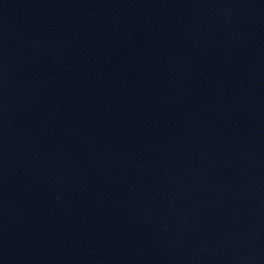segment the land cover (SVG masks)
Wrapping results in <instances>:
<instances>
[{
  "label": "water",
  "instance_id": "1",
  "mask_svg": "<svg viewBox=\"0 0 264 264\" xmlns=\"http://www.w3.org/2000/svg\"><path fill=\"white\" fill-rule=\"evenodd\" d=\"M0 264H264V0H0Z\"/></svg>",
  "mask_w": 264,
  "mask_h": 264
}]
</instances>
